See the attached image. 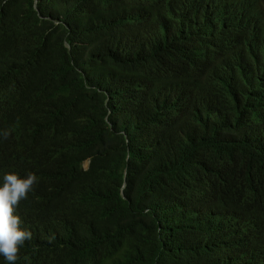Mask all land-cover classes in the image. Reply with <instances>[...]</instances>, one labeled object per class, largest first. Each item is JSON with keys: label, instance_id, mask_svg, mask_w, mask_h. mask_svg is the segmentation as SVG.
<instances>
[{"label": "trees", "instance_id": "trees-1", "mask_svg": "<svg viewBox=\"0 0 264 264\" xmlns=\"http://www.w3.org/2000/svg\"><path fill=\"white\" fill-rule=\"evenodd\" d=\"M6 173L38 181L15 264H264V0H0Z\"/></svg>", "mask_w": 264, "mask_h": 264}, {"label": "clouds", "instance_id": "clouds-1", "mask_svg": "<svg viewBox=\"0 0 264 264\" xmlns=\"http://www.w3.org/2000/svg\"><path fill=\"white\" fill-rule=\"evenodd\" d=\"M148 5L157 17L179 16L183 12L190 11L197 7L200 0H142ZM206 52L208 53V64L199 62L198 69H195V54L192 56L189 66L191 72L200 80L208 69L229 59L232 56L242 54L236 44L225 39L211 44ZM243 55V54H242ZM242 59L236 61L233 67L238 68ZM9 135L4 132L5 138ZM90 162L84 163V168L89 167ZM38 183L35 174L30 173L22 178L16 173H6L3 177V184L0 185V255L9 262L15 264L18 258L20 247L26 240H30L32 233L21 227L22 220L16 214L21 200L26 199L28 193L33 191V186Z\"/></svg>", "mask_w": 264, "mask_h": 264}]
</instances>
